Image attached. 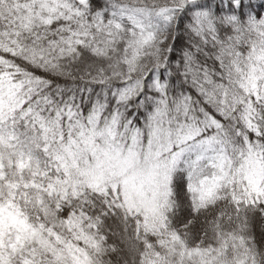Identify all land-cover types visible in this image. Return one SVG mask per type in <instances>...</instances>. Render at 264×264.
Here are the masks:
<instances>
[{"label": "snow or ice", "instance_id": "obj_1", "mask_svg": "<svg viewBox=\"0 0 264 264\" xmlns=\"http://www.w3.org/2000/svg\"><path fill=\"white\" fill-rule=\"evenodd\" d=\"M118 251L264 264V0H0V264Z\"/></svg>", "mask_w": 264, "mask_h": 264}, {"label": "clouds", "instance_id": "obj_2", "mask_svg": "<svg viewBox=\"0 0 264 264\" xmlns=\"http://www.w3.org/2000/svg\"><path fill=\"white\" fill-rule=\"evenodd\" d=\"M110 229H109V236L111 237L110 243H116L117 247H120L119 244V236H113L112 233H119L120 231V226L118 225L117 222L115 221H110ZM112 264H131L130 260H126L125 256L123 255L122 252L118 251L115 253L114 257L112 258Z\"/></svg>", "mask_w": 264, "mask_h": 264}]
</instances>
